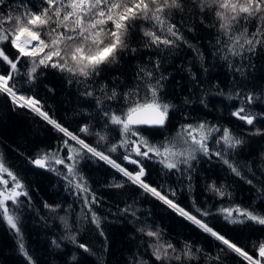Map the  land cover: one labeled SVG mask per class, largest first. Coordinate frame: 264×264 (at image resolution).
<instances>
[{"label": "snow or ice", "instance_id": "6c2138e0", "mask_svg": "<svg viewBox=\"0 0 264 264\" xmlns=\"http://www.w3.org/2000/svg\"><path fill=\"white\" fill-rule=\"evenodd\" d=\"M177 13L181 17L178 22L175 20ZM185 14L193 20L198 17L201 24L216 29L213 47L216 54L223 52V60L244 57L245 53L248 54L244 57L247 59L264 49V0H0V96L10 101L13 110H29L64 137L62 144L55 149L42 151L33 157L18 154L34 169L45 170L61 178L65 190L83 206L80 219L93 227L100 236H105L104 221L107 217H102L95 210L101 201L80 171L82 160L103 161L121 177L119 182L110 183L108 187H138L142 194L151 195L166 209L218 243L215 254L194 247L187 241L178 248L171 240H163L162 230H152L144 222L136 231L142 237L151 238L145 249L146 254L151 252V264H198L202 258L205 264H225L232 256L237 258V264H264V242L253 248L255 255H252L207 222L209 217L215 216L230 226H247L250 223L264 226V211L236 204L221 206L213 212L210 207H201L194 200L191 209H188L176 201L174 189L169 188L165 194L163 186L156 187L146 182L144 163L155 161L162 166V170H166L165 174L178 171L183 176L188 173L190 188L192 164L199 154L209 159L215 157L227 166L231 174L244 179L250 186L254 183L244 176L232 159L236 150L246 143L245 137L227 126L208 121L184 123L178 127L175 135L166 136L156 143L143 134L142 126L166 129L173 107L161 97L164 77L156 76L159 59L155 62L149 60L151 69L147 66L138 67L135 86L123 93L117 88L109 93L107 85L101 86L102 96L96 98V107L102 127L95 133L92 132L91 123L82 124L78 132L70 131L44 109L35 94H27L32 92V86L43 71L51 69L66 73L69 83L83 85V96L96 97L93 84L101 74L119 64L124 55L137 51V48L132 47L131 36L141 22L148 25L142 27L141 43L145 48L155 49L158 57L160 53L187 46L195 58L203 59L204 53L199 46L189 43L183 35L182 29L194 31V28H185ZM209 16L212 23L206 24ZM241 25L242 31H236ZM229 67L233 65L229 64ZM236 71L243 75L241 67H237ZM243 95L242 92L236 93L237 97ZM254 100L255 96L248 94L230 115L252 126L247 136H264V128L255 127L258 116L247 110V105ZM113 103L117 107L110 110ZM106 104L108 107H105ZM259 118H264V113ZM110 133L119 135L115 143L110 142ZM93 135L96 144L87 142V138ZM99 145H103L107 151L101 150ZM121 149L124 150L123 161L137 170L130 171L112 158L111 154ZM260 158L264 161V152ZM248 171H252L250 167ZM226 187L212 182L206 186V190L221 199L230 198L231 193L225 190ZM256 191V199L264 201V182ZM31 205L32 195L28 186L0 153V223H4L15 235L17 251L25 264H36L20 226L24 209H30ZM43 208L56 213L62 205L45 201ZM119 212L131 216L130 223H140L131 204L119 209ZM60 219L65 229L72 228L67 217L62 216ZM77 236L78 232H71L62 239L70 240L85 253H91L92 249L81 243ZM52 244L60 247L55 239ZM76 260L77 257L73 255L70 264H75ZM98 264H103V261H98ZM132 264L150 262L133 259Z\"/></svg>", "mask_w": 264, "mask_h": 264}, {"label": "trees", "instance_id": "16d2710c", "mask_svg": "<svg viewBox=\"0 0 264 264\" xmlns=\"http://www.w3.org/2000/svg\"><path fill=\"white\" fill-rule=\"evenodd\" d=\"M180 19V14L177 13L175 20L178 22ZM211 23L212 18L209 16L206 24ZM184 26L194 28L191 32L182 29L183 35L189 43L199 46L204 53L203 59L195 58L193 51L187 46L169 53H160L158 57L155 49L145 48L141 43L142 27H148L141 22L131 36L132 47L137 48V51L124 55L119 64L101 74L93 84L96 97L83 96V85L69 83L66 73L61 74L51 69L43 71L32 86V92L27 94H35L44 109L70 131L78 132L82 124L91 123L92 132L95 133L102 127L96 107V98L102 96L101 86L107 85L109 93L113 88L123 93L135 86L138 67L147 66L151 69L149 60L155 62L159 59L160 66L156 76L164 77L161 97L173 107L166 129L142 126L143 134L156 143L166 136L175 135L178 127L184 123L208 121L227 126L245 137L246 143L236 150L232 159L244 176L254 183L250 186L244 179L234 176L215 157L209 159L199 154L192 164L190 188L188 173L183 176L178 171L165 174L166 170H162V166L155 161L144 163L146 182L156 187L163 186L165 194L169 188L174 189L177 193L176 201L188 209H191L194 200L201 207H210L213 212L221 206L236 204L264 211V201L256 199V189L264 182V161L260 158V154L264 152V136H247L246 133L252 130V126H247L230 115L248 94H253L255 100L247 105V110L258 116L255 127L264 128V118H259L264 113V49L247 59L244 58L248 56L245 53L244 57H230L226 61L221 59L223 52L216 54L213 47L216 40L215 28L206 27L199 22L198 17L193 20L187 14ZM242 29L243 25L236 31ZM229 64L233 67H229ZM237 67L242 68L243 75L236 71ZM238 92L244 95L237 97ZM229 96L234 98L228 99ZM116 107L113 103L110 110H115ZM63 139V134L56 132L35 114L27 109L13 110L10 101L0 96V153H3L5 160L24 180L32 195L31 208L24 209L20 226L36 264H70L73 255L77 257L75 264H98L100 260L103 264H132L133 259L149 261L151 264V252L145 253L151 238L142 237L136 231L144 222L152 230H162L163 240H171L178 248L187 241L194 247L203 248L207 253L215 254L218 251V243L213 238L166 209V206L151 195L142 194L138 187H108L110 183L121 179L111 166L103 161L82 160L80 171L101 201L95 210L102 217H107L104 221L105 236H100L93 227L80 219L83 206L65 190L64 181L54 173L34 169L18 154L33 157L42 151L57 148ZM118 139L117 133H110L111 143ZM87 142L96 144V137H88ZM99 147L107 151L103 145ZM62 154L66 155V152L62 151ZM123 154L124 150L121 149L111 155L130 171L137 170L135 166L123 161ZM249 167L251 172L248 171ZM212 182H216L218 186L226 185L225 190L231 193V197L221 199L207 191L206 186ZM45 201L60 204L62 208L56 213H50L43 208ZM129 204L136 210L140 223H130L131 216L120 214L119 209ZM69 205L72 207L69 208ZM62 216L68 218L72 225L70 230L64 228L60 219ZM207 222L252 255H255L253 248L264 241V226L251 223L247 226H230L215 216L209 217ZM71 232H78V240L87 244L92 252L85 253L77 249L70 240L62 239ZM54 239L60 243L59 248L52 244ZM0 264H25L17 251L15 235L4 223H0ZM198 264H205L204 259ZM225 264H237V258L232 256Z\"/></svg>", "mask_w": 264, "mask_h": 264}, {"label": "rangeland", "instance_id": "374dc122", "mask_svg": "<svg viewBox=\"0 0 264 264\" xmlns=\"http://www.w3.org/2000/svg\"><path fill=\"white\" fill-rule=\"evenodd\" d=\"M264 242V241H263Z\"/></svg>", "mask_w": 264, "mask_h": 264}]
</instances>
